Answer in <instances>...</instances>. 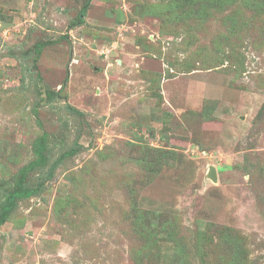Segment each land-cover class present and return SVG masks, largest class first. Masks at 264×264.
<instances>
[{
    "label": "rangeland",
    "instance_id": "374dc122",
    "mask_svg": "<svg viewBox=\"0 0 264 264\" xmlns=\"http://www.w3.org/2000/svg\"><path fill=\"white\" fill-rule=\"evenodd\" d=\"M86 1L0 0V264H264V0Z\"/></svg>",
    "mask_w": 264,
    "mask_h": 264
},
{
    "label": "trees",
    "instance_id": "16d2710c",
    "mask_svg": "<svg viewBox=\"0 0 264 264\" xmlns=\"http://www.w3.org/2000/svg\"><path fill=\"white\" fill-rule=\"evenodd\" d=\"M90 0H87L85 5L79 10L77 14V23H83V17L85 16V13L87 11V6L89 4ZM43 47V44H40V46H36L35 51L37 53L40 52L41 48ZM66 108L73 114L81 115L78 110L71 106H66ZM76 153L75 149H71L65 153L62 154L61 157H59L56 161L53 162L51 168L48 171L47 177H50L52 170L60 164V162L66 157V156H72ZM34 154H35V160L30 162L27 166L23 167L20 170L19 178L15 181L12 190L9 192H5V203L1 204L0 206V227L9 219L11 213L17 206L18 201L29 199L32 196H36L42 189L43 184L42 182L37 183L35 186H28L27 184V174L29 171L34 170L37 167L43 166L46 162V158L44 156V145L41 141L37 142L34 146Z\"/></svg>",
    "mask_w": 264,
    "mask_h": 264
},
{
    "label": "water",
    "instance_id": "95a60500",
    "mask_svg": "<svg viewBox=\"0 0 264 264\" xmlns=\"http://www.w3.org/2000/svg\"><path fill=\"white\" fill-rule=\"evenodd\" d=\"M207 176L209 178H211L213 181H216L215 170L212 166L209 167V172H208Z\"/></svg>",
    "mask_w": 264,
    "mask_h": 264
}]
</instances>
